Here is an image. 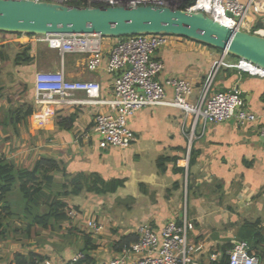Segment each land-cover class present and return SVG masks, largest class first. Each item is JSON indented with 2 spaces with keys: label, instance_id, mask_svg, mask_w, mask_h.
<instances>
[{
  "label": "crops",
  "instance_id": "1",
  "mask_svg": "<svg viewBox=\"0 0 264 264\" xmlns=\"http://www.w3.org/2000/svg\"><path fill=\"white\" fill-rule=\"evenodd\" d=\"M0 34L6 36L8 33ZM24 38L28 40L29 37L21 35L17 39L20 41L14 64L18 72L26 70L36 74L40 64L33 46L31 62L25 65L15 63L21 45L38 42ZM114 42L112 37H103V50L108 52ZM81 55V60L75 64L68 63L66 66L64 62L67 77L73 80H97L102 84V96L112 97L114 75L108 73L105 66L95 72L86 70L85 55ZM155 57L164 63L160 80L185 78L192 82L196 93H199L214 64L222 58V52L185 37L171 36L168 45L158 50ZM224 60L229 64L236 62L230 56ZM235 86L242 92L245 107L259 116L256 122L238 125L231 120L209 125L204 133L198 130L190 150L187 128L190 121L184 124L185 115L181 109L166 105L144 107L131 118V128L136 135L133 144L126 149H104L99 146L95 136L88 135L92 133L96 114L107 112L109 105L41 106L35 102L33 83L32 101L23 98L11 104L0 98V114L3 115L2 119L0 115V157L30 169L42 156L58 160L65 173H53V181L49 184L63 192L70 190L72 178L82 174L96 173L104 180H125L124 186L115 193L99 195L91 192V200L97 205L94 211L88 209L89 197L85 199L89 194L87 189L76 195L63 196L61 193L72 208L74 201L81 206V211L75 209L77 219L62 221L60 226L89 229L87 222L94 219L102 225L99 235L110 233L109 229H119V234L109 236L104 241H95V235H91L98 245L96 250L91 251L95 264H101L118 254L114 250V255L101 260L96 252L109 244L113 245L122 235L133 233L132 229L140 224L149 222L162 226L169 219H179L183 207V179L187 175L184 199L187 200L188 194V216L195 225L190 232V241L202 247L193 257L202 264H209L211 255H216V259L221 256L225 244L233 242L236 245L240 242L237 234L244 224L259 221L264 227V137L261 135V128L264 127V78L233 66L221 67L214 78L212 91H226ZM167 91L172 96L170 87ZM77 95L84 97L83 93ZM21 104L32 107L33 113L22 118L20 123H14V111ZM162 156L172 159L167 162L164 173L157 166ZM175 166L185 167V173L175 172ZM176 182L179 183L177 187L174 186ZM83 192L88 194L84 195ZM119 201H129L127 208L133 211L137 207L140 215L128 217L114 214L115 207L123 206L116 204ZM21 216L24 217L23 214ZM89 233L92 234L91 231ZM7 237L6 229L0 239V264H12L17 252L35 251L44 255L35 247H22L18 241ZM206 252L208 256L202 261L201 255ZM47 259L59 262L54 258Z\"/></svg>",
  "mask_w": 264,
  "mask_h": 264
},
{
  "label": "built area",
  "instance_id": "2",
  "mask_svg": "<svg viewBox=\"0 0 264 264\" xmlns=\"http://www.w3.org/2000/svg\"><path fill=\"white\" fill-rule=\"evenodd\" d=\"M67 6H136L157 5L182 7L188 0H32ZM192 12H203L215 21L241 31L264 36V0H194L184 8ZM27 35V34H21ZM29 36V35H28ZM35 41L45 42L57 49L61 55V66L57 71H37L34 77L35 102L38 105L99 104L109 105L107 112H99L94 118L92 133L101 148H129L136 140L131 128V118L144 107L166 105L184 112L188 128L189 149L191 142L204 133L209 125L235 121L238 125L256 122L259 116L245 107L242 92L238 87L226 91H212L217 71L223 66H233L242 72L264 78V68L239 59L233 64L225 62L229 56L222 52L209 73L203 89L196 93L190 80L170 77L159 79L164 63L155 53L169 43L171 35L138 34L115 37L114 44L103 50L100 34H47L34 35ZM35 37V38H34ZM78 53L85 55V68L88 71L105 70L114 75L112 97L102 96V84L97 80H73L65 73V55ZM172 89V96L167 88ZM83 93L84 97H78ZM264 137V127L261 128ZM189 159V156H188ZM70 217L78 212L71 209ZM87 226L92 233H99L102 225L91 219ZM195 225L188 212L178 219L166 221L162 226L142 223L136 228L139 240L124 246L117 255L101 264H202L194 254L201 246L193 245L190 232ZM229 264H260L258 255L249 251V244L240 241L227 252ZM86 258L82 251L74 254L67 262L44 260L41 264H80ZM216 255L210 256L211 260Z\"/></svg>",
  "mask_w": 264,
  "mask_h": 264
},
{
  "label": "water",
  "instance_id": "3",
  "mask_svg": "<svg viewBox=\"0 0 264 264\" xmlns=\"http://www.w3.org/2000/svg\"><path fill=\"white\" fill-rule=\"evenodd\" d=\"M0 32L27 35L100 34L112 38L138 34L181 36L264 68V36L228 27L203 12L180 7H90L45 1L0 0Z\"/></svg>",
  "mask_w": 264,
  "mask_h": 264
},
{
  "label": "trees",
  "instance_id": "4",
  "mask_svg": "<svg viewBox=\"0 0 264 264\" xmlns=\"http://www.w3.org/2000/svg\"><path fill=\"white\" fill-rule=\"evenodd\" d=\"M193 2L194 0H188V2L181 8H186V6ZM16 35L21 36L20 33ZM209 47L216 49L212 46ZM31 50V44L21 45V50L15 57V63L28 64L31 62L33 59ZM216 50L221 51L219 49ZM229 56L236 62L240 59L230 54ZM2 88L3 87L0 84V92ZM32 113V107L27 104H21L14 111L13 122L20 123L22 118H26ZM193 151L194 149H192L190 160L192 159ZM171 160V158L163 156L158 159L157 166L161 173L166 171V164ZM185 170V167H174V171L177 173H185ZM58 171H63L65 173L61 163L50 157H40L32 169L25 165H18L5 157H0V239L6 233V218H8V216L16 215L17 213L14 211L9 200V196H11L15 190H17L21 196V214H23L24 218L27 220L25 229L29 235L33 229H56V224L71 218L69 213L72 207L62 198V194L51 199L49 203L47 201L46 210L43 212L40 211L39 200L45 194L47 184L53 181L52 174ZM124 183V179L104 180L96 173L82 174L77 178L71 179V188L70 190L64 191L63 196H68L69 194L76 195L84 189L99 195L115 193L119 187L124 186ZM178 184L179 183L176 182L174 186L177 187ZM63 187L67 188L68 186L63 185ZM45 197L47 198V196ZM80 234L83 236L84 240V246L81 251L86 254V258L81 261L80 264H95L96 261L92 256L91 251L96 250L98 245L95 243L91 234L84 232H80ZM237 239L240 241H247L250 253L258 255L261 262L260 264H264V227L259 221L244 224L238 231ZM138 240L139 236L136 232L125 234L113 244V248L116 252H119L124 246L130 245ZM234 246L235 243L233 242L225 244L221 250V256L217 259L211 260V264H229V255L227 252ZM46 258L45 255L35 251H29L27 253L17 252L12 264H41Z\"/></svg>",
  "mask_w": 264,
  "mask_h": 264
},
{
  "label": "rangeland",
  "instance_id": "5",
  "mask_svg": "<svg viewBox=\"0 0 264 264\" xmlns=\"http://www.w3.org/2000/svg\"><path fill=\"white\" fill-rule=\"evenodd\" d=\"M29 37V36H28ZM38 37V35H37ZM19 36L16 34L8 33L5 35L0 34V84L3 86L2 91L0 92V98L4 100H8V103L17 102L23 98H27L32 101L33 92V83L35 72H26V70H22V72H18L16 65L14 64V56L17 52V46L19 47V41L17 40ZM35 38V37H34ZM32 37H29L28 40L24 38V40H31ZM22 40V41H24ZM11 41V42H10ZM33 51L34 55L37 58V61L40 64L38 71H57L61 65V55L57 49L50 48L49 45L45 42H37L33 43ZM21 50V49H20ZM82 55L77 53H68L65 55V65L68 63L75 64L77 60H81ZM25 65V64H24ZM69 68V67H67ZM1 119L3 118L2 113ZM14 162V161H13ZM188 182V176L185 175L183 179V204H182V215L186 210H188V194L187 200L184 199L186 184ZM70 184V183H69ZM45 188V194L40 198V211L43 212L47 208V201L50 202L58 195H61L62 190L59 191V188L56 186L48 184ZM70 186V185H69ZM71 187V186H70ZM57 190V191H56ZM49 193L50 195H48ZM84 195L88 194V192H83ZM47 196V198L45 197ZM89 197V198H88ZM91 192L89 191L88 196L85 198L88 201V209L94 211L97 208L95 201L91 200ZM9 200L11 205L13 206L14 211H16V215L8 216L6 218V225L9 237L12 240L18 241L22 247L27 245L28 247H35L36 250L44 253L46 257L54 258L58 261H66L68 258L72 257L74 254L81 251L84 246L83 236L80 232L89 233L90 229H72L69 227L57 225V229H33L30 235L26 232L27 220L21 216L22 209V201L20 193L15 190L11 196H9ZM185 200V201H184ZM120 202V201H119ZM117 202L116 204H120L123 206L115 207L113 210L116 215H126L128 217H134L135 215H140L137 207L132 211L127 208L126 204L129 201ZM73 208L81 211V206L76 205L73 201ZM77 206V207H76ZM72 208V209H73ZM83 211V210H82ZM188 212V211H187ZM80 217V216H79ZM78 217V218H79ZM71 220L77 219L70 218ZM107 230V229H106ZM105 230V231H106ZM111 232H107L106 235H99L100 233H92L91 235H95V241H104L108 240L107 238L110 236H115L119 234V229H109ZM136 231V229H132ZM111 234V235H108ZM96 243V242H95ZM99 259L103 260L114 255V248L112 244L103 247L98 252H96ZM208 252L201 255V260L204 261L207 258ZM203 258V259H202Z\"/></svg>",
  "mask_w": 264,
  "mask_h": 264
}]
</instances>
